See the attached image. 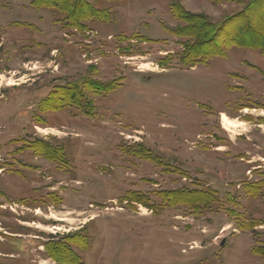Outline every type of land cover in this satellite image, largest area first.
<instances>
[{"label": "rangeland", "instance_id": "rangeland-1", "mask_svg": "<svg viewBox=\"0 0 264 264\" xmlns=\"http://www.w3.org/2000/svg\"><path fill=\"white\" fill-rule=\"evenodd\" d=\"M88 1L110 18L0 0V264H264V55L183 67L172 33L250 0Z\"/></svg>", "mask_w": 264, "mask_h": 264}, {"label": "trees", "instance_id": "trees-1", "mask_svg": "<svg viewBox=\"0 0 264 264\" xmlns=\"http://www.w3.org/2000/svg\"><path fill=\"white\" fill-rule=\"evenodd\" d=\"M28 1L35 9H52L63 14L65 21L73 28H83L87 21H105L110 18L106 10L98 9L88 0ZM172 13L185 24L172 31L181 40L179 43L185 50L181 56L183 67L206 65L213 57H225V50L231 47L248 48L264 55V0H250L242 12L219 24L210 21L205 15L187 13L178 6L172 7ZM184 40H190L192 44L189 45ZM91 85L95 94H106L115 89L112 84L98 81H92ZM56 93L55 91L44 101L47 111L59 110L66 104L78 105L74 103H80L85 97L80 86H73L66 93ZM63 98L70 101L64 102L61 100ZM252 251L264 257L259 246H254Z\"/></svg>", "mask_w": 264, "mask_h": 264}, {"label": "bare ground", "instance_id": "bare-ground-1", "mask_svg": "<svg viewBox=\"0 0 264 264\" xmlns=\"http://www.w3.org/2000/svg\"><path fill=\"white\" fill-rule=\"evenodd\" d=\"M224 122H225V129L228 130L230 128V122L227 118L224 117ZM237 126V125H236ZM58 221H64L63 219H59Z\"/></svg>", "mask_w": 264, "mask_h": 264}]
</instances>
